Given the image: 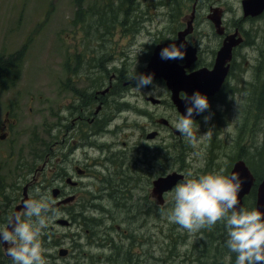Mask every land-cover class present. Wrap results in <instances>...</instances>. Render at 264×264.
I'll return each mask as SVG.
<instances>
[{"label": "rangeland", "instance_id": "1", "mask_svg": "<svg viewBox=\"0 0 264 264\" xmlns=\"http://www.w3.org/2000/svg\"><path fill=\"white\" fill-rule=\"evenodd\" d=\"M112 1L0 0V55L7 56L19 48L23 50L19 78L9 88L0 90V135L4 134L0 138V167L2 162V168L7 169L1 172L0 176L4 186H7L8 179L16 182L20 180L16 178H22L21 175L26 178L27 173L41 164L45 154L47 155L54 147V137L65 136L64 128L67 127V123L65 125L63 120L66 113L65 107L73 97L69 89L75 87L77 90L86 88L89 90L92 87L93 76L91 70L89 72L88 69H91L93 65L100 67V62L103 67H117L122 70L126 69L130 73L136 69L134 75L141 74L142 69L145 70L154 43L165 38L171 31L175 32L180 26L183 29L187 28L186 21L190 19L191 22L192 7H194V17L190 37L199 43L204 50L203 55H209V52L205 53V51L215 48L217 42V36L213 33L216 26L210 18L222 19L228 27L238 24L246 32L245 38L248 44L246 47L236 48L235 54L245 55L247 63L245 73L252 74L248 64L255 68L259 62L261 65L260 83L241 87L242 96L236 98L237 101L242 100L247 89L248 101L247 99L246 101L248 103L245 106V101L242 112L244 130L247 131V137H244L245 142H248L247 148L250 151L253 146L259 148L264 145V92H260L264 90V54L260 52L263 47L264 11L257 15L258 17L248 19L242 17L240 0H138L135 16L139 15V20L142 21L141 26L132 33L126 28L122 31L123 28L120 29L116 25L112 29V34L102 38L95 35L96 21L89 15L88 7L93 4L98 6L104 2L112 3ZM170 4L174 8L168 6ZM131 19H134V16ZM97 39L104 41L98 42ZM110 63L114 65L109 66ZM104 74V77L108 75V73ZM133 81L136 82L135 79ZM131 86L136 87V84H124L120 88L126 89ZM162 87L160 79L153 78L149 87L132 90V96L126 99L132 102L136 98V111L132 113L127 109L128 112L121 113L115 119L120 123L123 120L122 117L126 116V122L123 124L127 128L122 129L121 136L105 132L92 136L93 139L89 137L88 141L93 142L92 144L86 142L85 154L78 148L72 152L71 156L68 155L73 145L69 142L67 147H65L66 143H56L52 151L68 155L70 161H68L67 168L72 169L73 163L79 165L87 158L98 159L102 150L106 149L102 148L105 143L114 141L118 143V140L127 142L134 139V134L143 135L163 126L160 121L154 120V123H151L147 117L143 118L138 109L144 111L152 109L151 112L161 114L163 118H160L166 120L169 127L174 128L173 124L179 115L169 103L156 106L140 98L142 92L143 95H149L148 97L152 98L164 97L165 92L162 91ZM253 90L255 92L251 97ZM260 95L263 97L259 98ZM251 99H255L256 102ZM126 104L128 107V103ZM55 116L57 117L56 122ZM114 125L112 123L109 130ZM170 130L173 134V130ZM56 132H58L57 136H55ZM123 134H131V137L124 138ZM197 137L199 143L196 147L188 142L184 144V147L190 148L187 153L184 152L186 154L184 163L187 169L185 175L188 171L194 173V176L190 178L207 173L202 161L206 148L202 145L205 140V131L199 133ZM234 137L235 135L225 136L223 140L215 139L216 146L219 144L217 150L229 151ZM183 139L186 141L184 137ZM11 141L13 146H10ZM99 144H102L101 148L97 146ZM201 147L204 149L200 152ZM174 153L175 151H172L168 157L169 169L175 168L177 164ZM58 156L60 159L63 158L59 154ZM71 158H73V163ZM22 161L25 165H22ZM70 163L72 165H69ZM20 165L22 168L19 167ZM99 169L100 167L95 164L91 166V173L97 176ZM48 172L41 175L38 181L30 187L29 195L33 198H38L35 192L37 188L41 194L52 195L51 190L55 186L50 182L51 174ZM80 178L84 183L81 186L83 195L88 198V203H94L91 197L94 193L93 186H97L96 179L90 175ZM170 199L173 198L170 196ZM172 205L173 202L167 203L165 214L159 218L149 219L148 227L142 230L136 225L138 221L128 222L118 217L105 219L103 229L109 238L114 236V229L118 225L119 230L127 229L129 239H132V236L149 238L150 234L151 239L141 244L133 246L131 244L130 252H121L123 248L120 247L118 257L113 254L112 247L106 248L104 264H130L131 261L140 262V259V264H229L235 261L236 255L230 252L226 245L227 230L224 223L218 222L211 228L188 233L167 220L166 213ZM88 211L86 210L84 217L75 219V224L70 227L57 224L58 216L50 220L47 229L43 231L41 242L42 245L53 243L57 245L44 247L47 264H72L71 251L65 256L57 253L63 248L74 250L69 244L72 241L76 244L75 249L78 250L79 256L84 255L85 235L87 234L89 238L96 237L97 221H100L98 217L95 219L87 217ZM119 230L118 233L122 235ZM129 243L122 240L119 245ZM91 251L96 252V249ZM88 258L90 259V255Z\"/></svg>", "mask_w": 264, "mask_h": 264}, {"label": "flooded vegetation", "instance_id": "2", "mask_svg": "<svg viewBox=\"0 0 264 264\" xmlns=\"http://www.w3.org/2000/svg\"><path fill=\"white\" fill-rule=\"evenodd\" d=\"M193 17L194 7L191 9V22L190 19L186 21V29L188 30L184 35H180L181 31H184L182 26H180L175 32L171 31L170 34H167L165 38L161 39L162 41H156L150 52L152 53L153 48L157 44L176 40L179 34L187 46H189L188 48H193L194 50L192 54L194 55L193 59L191 58L192 61L189 58L187 62L186 57L182 60L175 59L176 65L182 67L184 73L187 74L200 68L211 69L215 62L216 51L221 46L225 36L235 33L236 37L240 38V43L232 47L229 59L221 65V68L224 67L226 71L218 88L211 93L204 94L208 99L210 107L200 114L194 112L192 118L195 122L193 130L197 136L202 131H205V134L208 133V135H205V140L202 143L206 147L202 159L205 166L204 170L210 173L219 172L223 169V174L230 176L235 164L241 162L246 167L248 175L245 171L238 173L241 181V188L238 192V208L242 207L246 210H253L256 205L258 184L264 176V145L259 148L253 146V149L250 151L247 148L248 142H245L244 139V137H247V131L244 130V121L242 119L243 104L247 99V89L244 94L245 97L242 100L237 101L236 97L242 96L243 90L241 87L260 83L259 69L261 65L258 62L256 67L253 68L248 64L252 74L244 72L245 65L247 64L246 57L245 55H236L235 49L240 46H247L246 32L238 24H232L230 27L226 26L222 19L219 20V25L213 31L214 35L217 36L215 48L205 51V53L209 52V55H203L204 50L199 43L196 39L190 37ZM209 25L212 26L211 23ZM187 55H190V53H187ZM172 61L173 59L168 60L169 63ZM110 65H114V63H110ZM99 66L95 67L93 65L91 69H88L89 72L91 70L94 81L89 90L87 88L77 90L75 87L69 89L73 97L65 107L66 113L63 120L65 125L67 123V127L64 128L66 133L65 136L60 137L58 132H56L55 136L58 135V138L54 137L53 145L55 147L56 143L63 142L66 143L65 147H67L68 142L73 143L72 147H70L71 152L68 153L70 156L78 148L85 154L86 142L87 144H92L93 142L88 141L89 137H94L105 132L121 136L122 129L127 128L123 124L126 122V116L122 117L123 120L120 123L116 122L115 119L121 113L128 112L127 109L132 113L136 111V98L132 102H128L126 99L128 96H132V90L135 86L126 89L124 87L120 88L124 84H136L133 81L136 69L132 70V74L127 72L126 69L103 67L100 62ZM104 73H108V75L104 77ZM141 74L146 75L145 70L142 69ZM160 81L163 84L162 91L165 92L164 97L152 98L148 97L149 95H143L142 92L140 98L144 99L146 103L150 102L156 106L168 105L169 103L179 116L182 115L171 100V89L167 87L162 78ZM146 87H149V85ZM254 92L253 90L250 95L251 97H253ZM260 92H264V90ZM183 93L186 94L184 89L180 88L177 90L176 98L181 100ZM262 97L261 95L259 96V98ZM247 101L245 106L248 103ZM251 101L256 102L255 99H251ZM126 103H128V107ZM151 110L146 109L144 111L138 109V112L142 114L143 118L147 117L151 123H154V120L160 121L163 126H159L155 130L146 132L143 135L141 133L138 135L134 134V139L127 142L118 140V143L114 141L105 143L103 146L102 144L97 145L99 148H101L100 146L106 148L102 150V154L98 159L87 158L79 165H76V163H73V158H71V162L74 164L73 168H67L70 158L68 155L53 152V147L47 155L45 154L42 163L27 173L26 178H23L24 175H21L22 178H16L20 179L16 180V182L8 179L7 186H4L3 179L0 177V228L6 226L10 215L22 210V204L25 199L33 198L32 195H29L30 187L32 184H35V181H38L41 175L49 171L50 173H48L51 174L50 182L55 186L52 190L56 191L54 196L51 195V198L55 200V206L60 211L59 218L56 220L57 224L70 227V225L75 224V219L85 216L86 210H89L86 214L87 217L93 219L96 217L100 218V221H97L96 237L89 238L87 234L85 235L83 241L86 248L84 255L79 256L80 254L75 249L76 244H73V241L69 244H71V248L74 250L70 248L59 249L57 251L58 255L65 256L71 251V255H73L72 264H104L106 248L110 249L112 247L113 254L118 257L121 248H123L121 252H130L131 244L133 246L141 244L145 240H150L151 234L149 238H136L132 236V239H129L127 229L119 230L118 225L114 229V236L109 238L108 234L104 232L103 221L118 217L128 222L138 221L136 225L140 230L147 228V221L152 217L159 218L165 214L166 204L173 202L170 196L173 198L174 193L172 189L176 183L190 178L185 175L187 169L184 163L186 162V154L184 152L187 153L190 149L184 147L187 141L183 139V136L175 128L169 127V123L166 120L160 118L162 117L161 114L155 111L151 112ZM205 117H208V119L205 120ZM56 119L57 117L55 116V122ZM112 123L115 125L109 130ZM2 126H5V122L2 123ZM170 129L173 130V134ZM233 135L235 137L232 140L229 151L223 150V152H220L217 150L219 144L216 146L215 139L220 138V140H223L225 136ZM1 136H4V134L0 135V138ZM123 137L128 139L131 137V134H123ZM111 145L113 146L109 148ZM10 146H13L12 141ZM116 146L120 147L115 148ZM203 149L204 147H201L199 151L201 152ZM172 151H175L174 155H176L177 164L175 168L169 169L168 157ZM58 154L63 158L60 159ZM72 163L69 165H72ZM95 164L100 167L97 176L91 173V166ZM2 165L3 163L1 162L0 176L1 172L7 170L3 169ZM22 165H25L23 161ZM19 167L22 168L21 165ZM170 172L180 174L181 178L177 179L170 189L163 190L160 193L157 192L154 188V182L159 178L167 176ZM89 175L97 181V186H93L94 193L91 198H93L92 202L94 203L92 204L88 203V198L83 195V188H81L84 183L80 177ZM19 188L20 190L18 191ZM245 188L246 190H244ZM77 225H79L78 222ZM118 230L122 232V235L118 233ZM122 240L130 243L119 245V242ZM54 245L56 246L57 244L43 245V247ZM7 247L6 243L0 244V264H13L12 259L6 252ZM92 249H96V252H92ZM89 255L90 259L88 258ZM140 263L141 259L137 263L130 262V264ZM229 264H235V261H231Z\"/></svg>", "mask_w": 264, "mask_h": 264}, {"label": "clouds", "instance_id": "3", "mask_svg": "<svg viewBox=\"0 0 264 264\" xmlns=\"http://www.w3.org/2000/svg\"><path fill=\"white\" fill-rule=\"evenodd\" d=\"M182 48L183 45L177 47L173 43L161 50V58L182 60L185 56ZM133 79L136 80L135 88L140 90L150 85L153 77L139 74ZM181 99L190 106L186 109L187 114L180 115L173 126L190 145L196 147L199 140L193 130V113H203L210 105L207 97L199 91L191 97L183 93ZM223 171L177 182L172 189L173 205L167 210V220L188 233L222 222L227 230L226 245L236 255L235 264H264V213L258 209L237 208L241 188L239 174L232 172L229 176ZM186 175L193 177L194 173L188 171ZM35 192L38 198L25 199L22 210L10 215L6 226L0 228V244L8 245L6 252L13 264H47L41 236L50 220L59 216L60 211L50 195L41 194L38 188Z\"/></svg>", "mask_w": 264, "mask_h": 264}, {"label": "water", "instance_id": "4", "mask_svg": "<svg viewBox=\"0 0 264 264\" xmlns=\"http://www.w3.org/2000/svg\"><path fill=\"white\" fill-rule=\"evenodd\" d=\"M240 6L242 17H255L261 14L264 10V0H240ZM210 20L213 22L214 26L219 25L218 18H210ZM187 30L188 29H184V31H181L180 35H184ZM180 35H177L176 40L168 43L157 44L153 48L151 56L149 57L145 66V73L146 75H151L153 78H162L165 81L167 87L171 89V100L176 106V109L182 115H186V109L189 104L186 103V101L183 99L178 100L176 98L177 90H179L180 88L184 89L188 97H191L197 91L204 95L216 90L220 82L223 80L226 71L224 67L221 68V65L229 59L232 47L239 44L241 40L239 37H236L235 33L225 36L222 40L221 46L216 51L215 62L211 69L208 70L206 68H200L198 70L185 74L182 70V67H178L176 65L175 59H173V61L169 63V59H162L160 55L163 48L175 43L177 47L183 45V48L181 50L185 52L184 58H187V62L189 58L193 59V48L189 49V46H187ZM187 53H190V55H187ZM192 59L190 61H192ZM242 171H245L248 175L246 167L240 162L238 164H235L234 170L232 172L239 173ZM180 178V174L176 172H170L167 176L156 180L154 182V188L157 192L160 193L163 190L170 189L175 184L176 180ZM246 188L244 190H246ZM55 192V190H52L53 196L55 195ZM238 207L239 204L237 205V208ZM255 209H258L259 211L264 213V176L258 184Z\"/></svg>", "mask_w": 264, "mask_h": 264}, {"label": "trees", "instance_id": "5", "mask_svg": "<svg viewBox=\"0 0 264 264\" xmlns=\"http://www.w3.org/2000/svg\"><path fill=\"white\" fill-rule=\"evenodd\" d=\"M114 2V3H113ZM136 5L138 0H113L112 3L104 2L101 5L88 7V13L96 21V34L102 38L112 34L113 27L118 25L122 31L131 30L132 33L141 26L142 21L139 20V15L135 16ZM174 8L172 4L168 5ZM264 11V10H263ZM262 11V12H263ZM139 14V13H138ZM262 14V13H261ZM134 16V19H131ZM243 17V18H256ZM242 19V17L240 18ZM263 47L260 52L264 54V34L262 36ZM96 41H104L97 39ZM23 56V50L17 49L16 51L6 55H0V89L4 90L15 84L19 78L21 65L20 61Z\"/></svg>", "mask_w": 264, "mask_h": 264}]
</instances>
